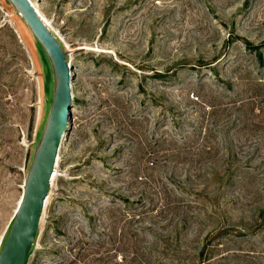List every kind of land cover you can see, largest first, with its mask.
I'll use <instances>...</instances> for the list:
<instances>
[{
	"label": "rangeland",
	"instance_id": "374dc122",
	"mask_svg": "<svg viewBox=\"0 0 264 264\" xmlns=\"http://www.w3.org/2000/svg\"><path fill=\"white\" fill-rule=\"evenodd\" d=\"M71 108L27 264H264V0H32ZM0 0V249L52 75Z\"/></svg>",
	"mask_w": 264,
	"mask_h": 264
},
{
	"label": "water",
	"instance_id": "95a60500",
	"mask_svg": "<svg viewBox=\"0 0 264 264\" xmlns=\"http://www.w3.org/2000/svg\"><path fill=\"white\" fill-rule=\"evenodd\" d=\"M26 24L46 58L53 81L46 118L34 148L14 218L0 249V264H27L40 230L45 201L71 108L67 51L30 0H7Z\"/></svg>",
	"mask_w": 264,
	"mask_h": 264
},
{
	"label": "bare ground",
	"instance_id": "6f19581e",
	"mask_svg": "<svg viewBox=\"0 0 264 264\" xmlns=\"http://www.w3.org/2000/svg\"><path fill=\"white\" fill-rule=\"evenodd\" d=\"M30 2L32 3V5L36 8V10L38 11V13L40 14V16L42 17V19L44 20V22L46 23V25L50 28V30H52V27H51V25H50V23L48 22V20H46V18L40 13V11H39V9H38V7H36V4H34L33 2H32V0H30ZM55 36H56V34H55ZM58 38V37H57ZM60 40V39H59ZM61 42V41H60ZM70 72H71V67H70ZM72 80V79H71ZM63 139H64V135H63ZM62 139V140H63ZM59 151H60V148H59ZM58 157H59V154H58V156H57V160H56V166H57V164H58ZM56 166H55V169H54V173H53V176H52V179H51V186H50V188L52 187V183H53V180H54V177H55V174H56ZM21 197V196H20ZM47 199H48V197H47ZM47 199H46V201H47ZM19 200H20V198H19ZM46 201H45V204H46ZM19 202V201H18ZM17 208V207H16Z\"/></svg>",
	"mask_w": 264,
	"mask_h": 264
},
{
	"label": "trees",
	"instance_id": "16d2710c",
	"mask_svg": "<svg viewBox=\"0 0 264 264\" xmlns=\"http://www.w3.org/2000/svg\"><path fill=\"white\" fill-rule=\"evenodd\" d=\"M38 45V44H37ZM39 51L42 52L40 46L38 45ZM42 54V53H41ZM44 56V55H43ZM45 62H47L46 58L44 57Z\"/></svg>",
	"mask_w": 264,
	"mask_h": 264
},
{
	"label": "built area",
	"instance_id": "2783aa9c",
	"mask_svg": "<svg viewBox=\"0 0 264 264\" xmlns=\"http://www.w3.org/2000/svg\"><path fill=\"white\" fill-rule=\"evenodd\" d=\"M71 74V73H70Z\"/></svg>",
	"mask_w": 264,
	"mask_h": 264
}]
</instances>
